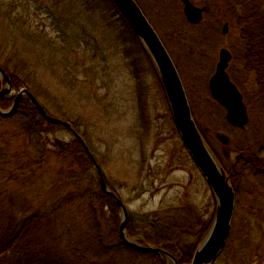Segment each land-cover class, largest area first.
<instances>
[{
  "label": "trees",
  "instance_id": "trees-1",
  "mask_svg": "<svg viewBox=\"0 0 264 264\" xmlns=\"http://www.w3.org/2000/svg\"><path fill=\"white\" fill-rule=\"evenodd\" d=\"M224 1L230 6L233 22L241 34L243 70L255 76L259 98L263 99L264 0ZM34 2L37 1L0 0V65L10 77L14 91L26 87L50 116L69 122L72 129L47 121L28 96L21 99L13 116L0 115V264H169L164 255L139 251L121 237V207L102 189L98 170L85 146L102 168L109 189L125 205L121 193L124 187L130 188L136 198L152 188L153 195L159 192L151 178L152 170L145 167L147 159L137 161L135 150H129L130 165L139 164L134 176H130V171L124 174L123 183L112 180L107 172L113 168L106 163L123 159L122 154L113 156L114 144L104 147L103 129V142L96 141L97 132L72 115V101L68 98L83 82L73 73L72 56L89 51L95 40L73 24L71 33L57 18L54 25L59 32L49 36L41 24L33 22V15L38 14ZM87 4L90 10L102 9L107 16L115 17L134 40L137 51L152 64L164 91L150 55L114 1L88 0ZM43 61L63 67L67 89L64 95L43 84L39 75ZM3 85L7 86L5 78L0 79V93ZM14 99L12 95L3 96L1 107L10 108ZM58 130L66 131L69 138L60 139ZM202 134L230 177L236 195L238 167L240 171L264 173V157L259 153L239 149L238 158L228 163L225 153V158H221ZM215 212V198L208 217L184 199L141 213L128 209L126 233L140 245L165 250L179 264H191L212 227Z\"/></svg>",
  "mask_w": 264,
  "mask_h": 264
},
{
  "label": "rangeland",
  "instance_id": "rangeland-1",
  "mask_svg": "<svg viewBox=\"0 0 264 264\" xmlns=\"http://www.w3.org/2000/svg\"><path fill=\"white\" fill-rule=\"evenodd\" d=\"M32 1H37L34 5L38 10L33 22L41 24L49 36L59 32L54 25L57 18L71 33L73 24L95 40L89 51L72 56L73 73L83 82H79L81 86L68 99L72 101L74 118H80L97 132L95 140L103 142L100 133L103 129L104 147L114 144L113 156L122 154L123 159L107 161L106 165L113 168L107 172L109 178L117 179L120 184L125 173L132 171L130 176H134L139 164L130 165L129 150H135L137 161L142 157L147 159L145 167L152 170L151 178L159 192L153 195L152 188L136 198L130 188L124 187L121 193L127 208L141 213L184 199L208 217L214 206L213 192L183 145L152 64L137 51L132 37L126 35L114 16H107L102 9L90 10L88 0ZM137 1L176 63L197 125L221 158H225L224 149L230 153L228 163L235 161L239 149L264 157V98H259L255 76L243 70L241 34L227 2L192 0L197 6L209 5L204 21L189 27L183 23L187 20L180 0ZM225 23H228L226 34L222 32ZM222 48L232 54L227 71L243 92L247 105L249 123L245 129L227 122L226 109L216 102L209 89ZM39 75L45 86L62 95L67 92L63 67L43 61ZM6 87L3 85L2 89ZM218 133L229 137L226 145L218 141ZM56 134L60 139L69 138L64 130ZM108 152L106 149L107 158ZM236 173H239V194L231 233L213 264H264V173L252 169L240 171L239 167Z\"/></svg>",
  "mask_w": 264,
  "mask_h": 264
},
{
  "label": "water",
  "instance_id": "water-1",
  "mask_svg": "<svg viewBox=\"0 0 264 264\" xmlns=\"http://www.w3.org/2000/svg\"><path fill=\"white\" fill-rule=\"evenodd\" d=\"M113 1L150 55L161 79L169 110L181 140L214 194L216 200L214 222L209 233L196 250L191 262V264H213L222 252L231 233L236 207V192L226 170L206 143L197 126L182 78L158 32L136 0ZM181 2L187 21L191 24H200L203 21L207 7L197 6L191 0H181ZM222 32L225 34L228 32V23L224 24ZM231 60L230 50L227 48L220 49L216 71L209 80V88L213 98L226 109V120L234 127L245 129L249 122V115L243 93L232 81L227 71ZM2 78L6 79L7 87L3 88L0 93V104L3 96L13 92L11 79L0 65V79ZM24 96L31 98L47 121L72 129L69 122L50 116L26 87L16 93L11 108L4 110L0 105V115L4 117L13 116ZM217 137L223 144H227L230 140L225 134L218 133ZM85 147L96 165L102 189L113 197L121 207L123 213L120 225L121 237L139 251L164 254L173 264H178L176 259L165 250L151 245H140L128 238L126 234L129 217L128 209L118 196L109 189L102 168L89 148Z\"/></svg>",
  "mask_w": 264,
  "mask_h": 264
},
{
  "label": "flooded vegetation",
  "instance_id": "flooded-vegetation-1",
  "mask_svg": "<svg viewBox=\"0 0 264 264\" xmlns=\"http://www.w3.org/2000/svg\"><path fill=\"white\" fill-rule=\"evenodd\" d=\"M207 11H208V7H207V10H206V13H207ZM225 150H227V149H225ZM227 155H228V159H229V155H230V153H228ZM238 156H239V155H236L235 158H238Z\"/></svg>",
  "mask_w": 264,
  "mask_h": 264
}]
</instances>
